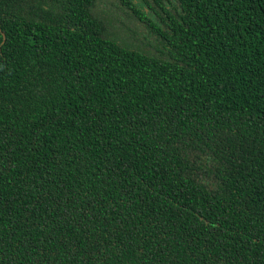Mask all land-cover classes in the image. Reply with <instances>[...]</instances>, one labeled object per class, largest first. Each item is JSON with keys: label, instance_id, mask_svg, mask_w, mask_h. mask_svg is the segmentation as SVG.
<instances>
[{"label": "trees", "instance_id": "1", "mask_svg": "<svg viewBox=\"0 0 264 264\" xmlns=\"http://www.w3.org/2000/svg\"><path fill=\"white\" fill-rule=\"evenodd\" d=\"M0 264H264V0H0Z\"/></svg>", "mask_w": 264, "mask_h": 264}]
</instances>
